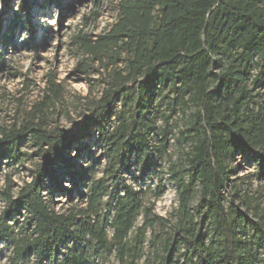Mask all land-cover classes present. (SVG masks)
I'll list each match as a JSON object with an SVG mask.
<instances>
[{
	"label": "trees",
	"instance_id": "16d2710c",
	"mask_svg": "<svg viewBox=\"0 0 264 264\" xmlns=\"http://www.w3.org/2000/svg\"><path fill=\"white\" fill-rule=\"evenodd\" d=\"M34 3L18 0L12 13V28L31 37ZM5 8L11 11V0ZM74 44L87 57L79 73L89 76L88 60L99 65L102 89L88 113L68 132L49 128L45 110L60 94L52 84L25 122L1 131L0 173L27 156L40 160L16 193L9 176L0 186L8 264H90L105 253L119 264L139 263L148 230L167 220L126 175L133 165L145 175L158 169L156 154L167 155L179 111L189 116L177 141L190 150L185 168L173 165L168 174L177 221L174 235L150 240L151 248L162 246L155 264H264V221L224 203L237 156L255 158L264 178V0H123L103 35H77ZM93 138L98 159L84 143ZM23 143L34 153L22 152ZM56 196L70 205L57 210Z\"/></svg>",
	"mask_w": 264,
	"mask_h": 264
},
{
	"label": "rangeland",
	"instance_id": "374dc122",
	"mask_svg": "<svg viewBox=\"0 0 264 264\" xmlns=\"http://www.w3.org/2000/svg\"><path fill=\"white\" fill-rule=\"evenodd\" d=\"M32 24L33 37L20 26L14 29V17L18 0H11V11H6L5 0H0V27L4 39L0 43V137L3 129H10L13 125H21L28 119V115L35 110L46 98L47 91L55 84V90L60 94L57 99L45 110L49 128L68 132L76 121L87 114L90 107L88 100L97 98L101 92L97 70L99 65L88 60L90 74L85 76L78 72V64L86 60V56L74 44L77 35H84L96 40L103 35L118 17L120 4L123 0H33ZM12 28V29H10ZM49 95L52 93L49 92ZM161 110L166 111L165 102ZM189 112H178L171 118V134L167 144V155L156 154V171L144 174L138 166H132L131 174L126 175L128 181L136 190L143 192L144 204L154 206L155 214L167 220L159 223L154 229L147 232V241L144 256L137 264H155V258L162 253V246L151 248L150 240L155 234L162 238L174 235V225L177 221L178 197L169 178L171 167L185 168V154L190 150V144H180L177 138L186 129ZM157 128H163L162 121L157 120ZM156 139L155 137H152ZM155 141V140H154ZM93 150V159L101 157V150L95 139L86 142ZM22 152L33 154L34 148L27 143L21 146ZM39 158L25 157L17 170L3 168L0 173V186L4 188L10 177L12 190L30 181L31 170L35 168ZM82 162H88L87 155ZM100 166H103L101 159ZM235 174L233 183L225 192L224 203L227 207L234 206L248 215L253 221H264V178H259L260 163L255 158L237 156L233 161ZM101 176V173L98 174ZM9 176V177H8ZM235 186V187H234ZM84 191V189H82ZM238 197H236V195ZM55 207L62 211L70 203L66 197H54ZM195 200L193 208L199 204ZM80 204L81 199L76 198ZM4 203L0 198V211ZM143 217L137 220V226L142 223ZM204 225L202 232L207 231ZM179 250V255L185 253ZM8 249L0 247V264H8ZM157 254V255H156ZM183 258V257H182ZM90 264H119L114 253H105L95 256Z\"/></svg>",
	"mask_w": 264,
	"mask_h": 264
}]
</instances>
